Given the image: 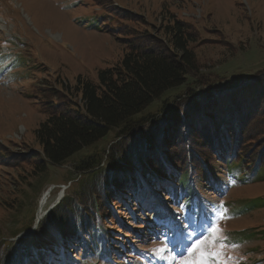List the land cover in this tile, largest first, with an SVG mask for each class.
Segmentation results:
<instances>
[{"label":"rangeland","instance_id":"1","mask_svg":"<svg viewBox=\"0 0 264 264\" xmlns=\"http://www.w3.org/2000/svg\"><path fill=\"white\" fill-rule=\"evenodd\" d=\"M177 20L192 35L188 46L202 64L200 72L209 84L231 92L223 102L205 105L204 98L187 113L206 114L202 119L211 127L228 119V113L247 112L243 133L263 137L264 0H0L2 151L10 152L17 161V156L40 149L35 130L46 115L39 100L32 97L34 86L47 82L67 88L78 75L96 82L99 69L121 60L133 32L168 43V27ZM236 79L241 81L238 89L230 85ZM188 86L203 89L190 79L150 103L144 116H167L168 107L177 96H184ZM76 99L80 101L78 96ZM171 127L165 128L159 153L175 154L174 149L182 147L185 133L191 130L189 125L180 129L178 123ZM116 138V131L110 129L62 164L48 163L37 173L31 161L0 162V242L32 237L38 224L26 232L35 223L42 198L46 196L43 217L64 195L79 189L88 171L75 166L88 155L96 153L99 159L108 154ZM157 141L159 144V137ZM201 152L207 153L211 165L199 175V194H192L189 201L192 207L198 205L197 210L185 209V200L177 198L176 190L160 185L146 187L145 194L119 195L111 205L114 221L101 223L109 233L104 243L61 245L62 249L49 253L47 264H53L52 256L58 259L57 253L62 264H178L190 246V234L194 233L191 239L202 238L218 210L224 213L217 226L226 237L222 257L226 264H264V204L241 210L249 206L250 199L264 197V176L251 175L245 165L229 169L232 155L228 159L223 154L212 157L207 148ZM155 204L159 209L153 214ZM116 227H120L118 232ZM170 237L175 239L172 244L168 243ZM53 244L59 246L54 238Z\"/></svg>","mask_w":264,"mask_h":264},{"label":"trees","instance_id":"2","mask_svg":"<svg viewBox=\"0 0 264 264\" xmlns=\"http://www.w3.org/2000/svg\"><path fill=\"white\" fill-rule=\"evenodd\" d=\"M168 29L172 41L168 43L133 32L121 60L114 66L99 69L96 82L78 75L74 85L64 89L47 82L33 87L32 97L39 100L40 109L46 115L35 130L40 149L32 155L17 156L20 157L17 161H31L35 173L43 171L48 163L62 164L84 146L105 136L110 129L116 131L117 138L108 154L99 159L95 158L96 153L88 155L75 166L88 171L79 189L64 195L40 219L32 237L15 243L0 242V264H47L51 259L49 253L54 252V248L57 250L53 238L65 247L74 242L104 243V236L109 233L101 223L107 219L114 221L111 205L117 202L119 195L145 194L146 187L160 185L176 190L177 198L185 200V209L197 210L198 207H192L189 201L192 194L199 193L196 190L199 175L206 169L209 171L211 165L206 160L207 153L201 152L203 148L210 150L212 157L223 154L228 159L232 155L234 160L229 169L245 165L251 175L264 176V136L243 133L247 112L228 113V119L219 120L221 122L211 127L202 119L206 114L187 113L204 98L205 105L223 102L231 92L209 84L200 72L202 64L188 46L192 35L185 24L177 20ZM190 79L203 89L193 90L188 86L184 96H177L168 107L167 116H144L143 110L150 103ZM240 84L237 79L230 82L237 86L236 89ZM175 123L180 129L189 125L190 133H185L181 148H175L174 144L175 154L171 151L161 154L157 149L166 138L165 128ZM13 158V154L0 148V162L11 165L12 160V164H17ZM102 159L103 165L97 167ZM260 204H264V197L250 199L249 206L241 210ZM155 209L159 207L155 205Z\"/></svg>","mask_w":264,"mask_h":264},{"label":"snow or ice","instance_id":"3","mask_svg":"<svg viewBox=\"0 0 264 264\" xmlns=\"http://www.w3.org/2000/svg\"><path fill=\"white\" fill-rule=\"evenodd\" d=\"M220 203L222 208L223 202ZM223 214V212L217 211L215 219L211 222L212 226L206 228V234L202 238L191 239L194 233L190 234V246L186 249V255L178 260V264H226L225 260L222 259L225 255L226 237L224 230L217 226ZM232 247L237 246L232 245ZM160 250L162 249H155L154 251ZM173 252H175L174 249ZM227 259L232 258L227 257Z\"/></svg>","mask_w":264,"mask_h":264},{"label":"water","instance_id":"4","mask_svg":"<svg viewBox=\"0 0 264 264\" xmlns=\"http://www.w3.org/2000/svg\"><path fill=\"white\" fill-rule=\"evenodd\" d=\"M40 210H38V213H39ZM42 215L41 214H37L36 215V219H35V223L33 225L32 228H30V230H28L26 233L28 232H32L33 229H35L36 225L38 224L39 220L41 219Z\"/></svg>","mask_w":264,"mask_h":264},{"label":"bare ground","instance_id":"5","mask_svg":"<svg viewBox=\"0 0 264 264\" xmlns=\"http://www.w3.org/2000/svg\"><path fill=\"white\" fill-rule=\"evenodd\" d=\"M45 198H46V196H45V197H43V198H42V200H41V202H40V209H41V210L39 211V214H41V213H42L43 206H44V202L46 201V200H45ZM58 200H59V199H58Z\"/></svg>","mask_w":264,"mask_h":264}]
</instances>
